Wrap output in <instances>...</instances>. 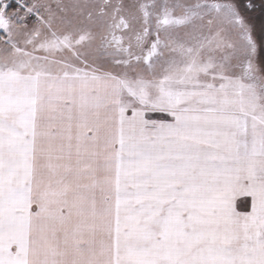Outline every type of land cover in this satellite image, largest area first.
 <instances>
[{
  "label": "snow or ice",
  "instance_id": "1",
  "mask_svg": "<svg viewBox=\"0 0 264 264\" xmlns=\"http://www.w3.org/2000/svg\"><path fill=\"white\" fill-rule=\"evenodd\" d=\"M258 8L0 0V264H264Z\"/></svg>",
  "mask_w": 264,
  "mask_h": 264
},
{
  "label": "rangeland",
  "instance_id": "2",
  "mask_svg": "<svg viewBox=\"0 0 264 264\" xmlns=\"http://www.w3.org/2000/svg\"><path fill=\"white\" fill-rule=\"evenodd\" d=\"M13 6H14V0H13ZM249 21L255 29L259 30L261 25H264V9L258 8L255 13L249 14ZM150 115H153L154 118H161V119L166 118L163 114H150ZM236 205L238 211L241 212L250 211L251 198L240 196L237 199Z\"/></svg>",
  "mask_w": 264,
  "mask_h": 264
},
{
  "label": "flooded vegetation",
  "instance_id": "3",
  "mask_svg": "<svg viewBox=\"0 0 264 264\" xmlns=\"http://www.w3.org/2000/svg\"><path fill=\"white\" fill-rule=\"evenodd\" d=\"M259 12V11H258Z\"/></svg>",
  "mask_w": 264,
  "mask_h": 264
}]
</instances>
